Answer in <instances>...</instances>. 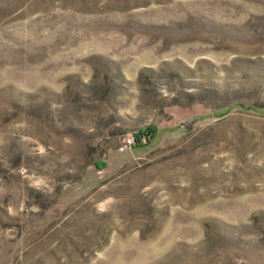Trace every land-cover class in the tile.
Segmentation results:
<instances>
[{
    "label": "rangeland",
    "instance_id": "rangeland-1",
    "mask_svg": "<svg viewBox=\"0 0 264 264\" xmlns=\"http://www.w3.org/2000/svg\"><path fill=\"white\" fill-rule=\"evenodd\" d=\"M0 264H264V0H0Z\"/></svg>",
    "mask_w": 264,
    "mask_h": 264
},
{
    "label": "trees",
    "instance_id": "trees-1",
    "mask_svg": "<svg viewBox=\"0 0 264 264\" xmlns=\"http://www.w3.org/2000/svg\"><path fill=\"white\" fill-rule=\"evenodd\" d=\"M150 130H153V129H150ZM149 133V130L146 131V132H142L140 131L139 133H134V146L138 147L140 146V144L142 143V139L146 136H149V135H154V132L153 131H150V134L147 135Z\"/></svg>",
    "mask_w": 264,
    "mask_h": 264
},
{
    "label": "built area",
    "instance_id": "built-area-1",
    "mask_svg": "<svg viewBox=\"0 0 264 264\" xmlns=\"http://www.w3.org/2000/svg\"><path fill=\"white\" fill-rule=\"evenodd\" d=\"M127 143L130 144L132 143V141L130 139H127Z\"/></svg>",
    "mask_w": 264,
    "mask_h": 264
}]
</instances>
